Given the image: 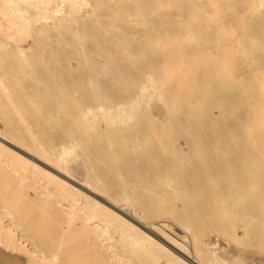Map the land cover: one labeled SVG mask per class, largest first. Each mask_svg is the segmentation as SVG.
Instances as JSON below:
<instances>
[{
	"label": "bare ground",
	"instance_id": "1",
	"mask_svg": "<svg viewBox=\"0 0 264 264\" xmlns=\"http://www.w3.org/2000/svg\"><path fill=\"white\" fill-rule=\"evenodd\" d=\"M208 19H212L208 27L231 34L224 39V44L239 46L234 57L238 63L246 65V74L248 71L255 78L264 79V0H0V93L6 97H44L48 105L55 106L53 113L67 116L72 122L91 120L96 122L97 127H102L105 121L97 111L104 105L115 107L114 114L123 110L128 119L129 104L139 96V79L141 76L145 79L151 71L144 67V64L149 60L152 67L148 63L147 65L154 69L158 63L160 68L165 67L161 65L163 59H166V62L168 59H193L197 52L187 51L185 46L189 41H200L198 35L204 32ZM159 39L170 40L176 46L174 56L166 58L163 53H156V41ZM161 41L159 43H162ZM57 42H60V47ZM200 44L203 45H199L195 50L206 51L212 47L210 44L205 48L204 41ZM224 44L222 45L226 46ZM165 61L162 64H165ZM172 64L173 62L170 65L173 66ZM236 65L240 66L237 63ZM240 67H237L240 71L235 73L234 77L241 73L243 66ZM249 67L253 70H248ZM12 82H18V85L10 86ZM203 84L200 82L201 87H204ZM214 85L212 89L216 90L207 91L212 96L211 104L214 105V100L217 102L220 119L214 120L209 114L215 106L209 108V112L206 108L205 112H202V107L197 105L204 116L197 110L203 117H199L201 120L185 119L188 127L182 128L183 130L185 127L183 141L166 143L164 137L158 136L165 141V144L162 143L164 152H157L145 143L147 138H144L149 133H144L143 138L139 137V132L144 129L143 121L142 124H137L131 134L115 135V132V137H105L103 145H97L92 151L95 155L94 163L95 159L105 162L113 174L104 184V191L84 187L85 191L106 201L126 219L138 224L139 230L133 223L117 216V213L101 207V204L90 206L86 202H79L72 197L66 185L48 177L45 180L35 177L27 173L24 167L9 163L0 153V177L11 178L17 175L15 182L11 184L14 198L8 202L15 206L20 205L19 197H22L21 193L24 192V187H27L25 180H29L30 183L27 182L37 188L40 195L45 196V199H41L43 203H35L41 213L51 214L56 221L59 217L65 218L68 229L72 228L71 223L74 220H77L75 223L81 222L84 232L81 229L80 237L74 240L81 243L83 234L91 237L89 239L95 241L90 242L93 250L95 249L92 253L104 264H264V175L258 174L252 167L248 150L242 153L244 150L239 147L241 140L234 142L237 138L248 141L257 139V132L263 127H252L255 132L251 136L244 134L243 131L251 128L244 125L251 121L252 112L248 114V118L245 117L246 112L243 118L241 112L244 110L240 108L242 102L239 106L228 99L226 101L227 95L223 96L224 103H220L221 95L216 99L214 91L220 90L221 87ZM145 88L144 86L143 89ZM247 88L248 95L250 90ZM192 99L196 100L195 96ZM208 101L209 99L207 104ZM93 109L97 113L92 115L93 118L87 119L84 115ZM155 113L157 112H153V115ZM137 118L139 119L140 115ZM131 121L133 124V120ZM122 122L118 121L123 124ZM170 123L172 124V121ZM65 124L70 125L67 122ZM160 124L163 128V123ZM108 135L110 136L109 133ZM171 135L169 133L167 137ZM78 136L79 134L75 135L76 140ZM149 136L152 139L149 144L161 140L158 137L153 140L151 133ZM180 136L179 140H182ZM260 138L262 141L263 134ZM95 139L99 141L98 138ZM84 140L87 143L88 140ZM110 150L113 151L112 155ZM42 162L44 163L43 160ZM35 193L37 194V191ZM212 199L226 206L221 210V215L228 222L226 221L224 227L219 225L223 227L220 231L202 230L199 229L200 225L195 223L198 218L202 219V216L207 219L210 216L214 222L208 220L213 225L217 224L213 218L214 213L211 214L213 208L205 206ZM8 202L6 201V204ZM140 213L150 221L168 215L180 223L181 228L170 226V232L160 225L161 222L145 224L137 217ZM1 215L10 216L12 212L0 204V218ZM14 219L11 226L15 227L21 220H24L23 223L28 220L21 216ZM207 219L205 220L208 222ZM198 222L201 224L200 220ZM29 224L30 222L23 224L26 229L24 227L20 232L19 239L16 238L17 234L4 232L2 226L4 230H0V264H84L80 263L82 260L78 262V257L79 254L82 257V254L90 251V243H84L89 249L81 246L84 251L79 247L80 243L77 245L71 239V243L65 245L68 240L65 242L66 236L63 237L65 233L62 232L60 240L63 237L64 241H61L65 243L59 242L61 249L56 248L58 246L46 239L47 236L49 239L56 236L40 231L42 228H29ZM30 225L34 227L33 224ZM9 226L8 223L7 227ZM209 226V229H213ZM156 230H160V233ZM172 231L175 239L169 236ZM77 232L71 231L72 235ZM71 233L68 231L67 237L69 235L74 238ZM19 240L31 245V253H28ZM74 244L79 247V251L74 249ZM14 256L17 261L13 260ZM92 260L94 261L93 257ZM91 261L88 264H91ZM92 264H95V261Z\"/></svg>",
	"mask_w": 264,
	"mask_h": 264
},
{
	"label": "rangeland",
	"instance_id": "2",
	"mask_svg": "<svg viewBox=\"0 0 264 264\" xmlns=\"http://www.w3.org/2000/svg\"><path fill=\"white\" fill-rule=\"evenodd\" d=\"M211 22H212V19H208L206 22L207 25L204 26V28H205L204 32H202L201 34L198 35V37L200 38V41L195 42V43L189 41L187 43V45L185 46V49L187 51H190V52L196 51L197 52V53L195 52L196 54H194V58L192 57L193 59H187V60H185V59H181V60H173V59L171 60L170 59L169 60L168 59L167 62L165 61L166 59L165 60L163 59V62L165 61V64H162L163 63L162 62L161 65L165 66V67L160 68L161 66L159 67V65H158L159 63L157 62L158 63L157 68H154V69L150 68L151 64H149V63H152V62H150L149 60L144 64L145 65L144 67L148 68V70H151V71H149L151 74L149 73V75H147L145 77V79L142 76H141V79H139V96L136 99V101L132 100L129 104L130 105L128 108L129 113L127 115L129 117L128 119L125 116L123 110L118 112V114H114L113 108H115V107H110V106L104 105L103 106L104 108L101 107L100 109H98L97 112L100 114L99 116L103 119V121H105L104 125L106 126L109 124L108 125L109 127L106 126V129L104 128L105 126L103 125V123H102V127L100 125H98V127H97V125H95L96 122L91 121V120H88L87 122L86 121H80V122L73 121L75 123L74 124L72 122V120H69L71 118L68 117L69 118L68 119L67 116L62 117L61 115H56L55 113H53L55 106H53L52 104L48 105L47 101L45 100L44 97L41 98V96H36V97L32 96V98H30L29 95L24 96L22 98L17 97V96L16 97H6L0 93V136H1V138H0V153L2 154V157L5 158L7 161H9V163H11V164H17V165L24 167L25 170L27 171V173H30L35 177L41 178L43 180H45L48 177L49 179H54V180L58 181L59 183L66 185V187L69 189L72 197L77 199L79 202H86L90 206H92L93 204H98V205L101 204L100 205L101 207H105L111 212L113 211L114 214L117 213L116 214L117 216H119L120 218L123 217V219L125 221H127L131 224L133 223L132 225H136V227H138L137 229L139 230L140 227L138 224L134 223L133 221H131L129 219H126V217L123 214L114 210L110 205H108V203H106V201L101 200L100 198L94 196L89 191H85L86 189H84V187H91L94 189L102 190V188H104L103 187L104 184L107 183L110 175L113 174L111 172V170H109L108 165H106L105 162H101V160L97 161V159H95L96 161L94 163L93 158H95V155L93 154L92 151L95 150V147L97 145L101 144V146H102L103 145L102 143L105 142V139L107 137H115V135H117V133L118 134H121V133L131 134L135 130V128L137 127V124L139 122H141L140 124H142V121L144 123V124H142L144 126L143 127L144 132L142 131L143 134L141 135L142 132L140 131L139 137L142 136V138H143V137H145L144 133H146V134L149 133V135L151 133V136H153V138L154 137L156 138L158 136H160L162 138L164 137L166 143L183 141L182 136L185 133L184 129H185V127H188L187 120L188 119L191 120L194 118L198 119L199 117L201 118L202 116L200 114H202L204 116V113H202V112H205V108L209 112V108L212 109V107L215 106V108H213L212 112L210 111L209 114L214 120L220 119L221 115L218 112L219 109L216 107L217 102H216V100H214L215 101V102H213L214 105L211 104L212 103V101H211L212 96L209 93L211 91V89L213 88V85L215 84V85H218L221 87V89H220V87H217V89L219 88L220 90L214 91L216 93V96H215L216 99H218L217 98L218 95L219 96L221 95L220 96L221 99H219L220 103H224L223 96L225 97L227 95L225 98L226 101L228 99V101L230 100L232 103H237V104H239V106H240V103L242 102L241 103L242 105L240 106V108L241 109L243 108V110L245 111V112L243 111L244 113L241 112L242 116H243V114L245 116L246 112H247V115L245 116V117H247L248 114L252 112L251 121L244 125V126L248 125V127H251V128L243 131L244 134L246 133L247 135L251 136V134H253L255 132V130H253L254 128H252V127H255L257 125H259L260 127H263L260 131L257 132L259 134V137L257 139H253V140L248 141L247 139L245 140L244 138H243L244 140H242V138L241 139L237 138V140L235 139L234 142L235 141L239 142V140H241L239 142L240 144L239 143L238 144L240 145L239 147L243 148L242 150H244V151H242V153H244L245 150L246 151L248 150V153H249L248 157L252 161V167L255 168V170H257L258 174L264 175V155H263L264 154V140H263L264 138L262 139V141L260 140L261 139L260 137L262 136V134L264 137V100H263L264 99V79H257V78H255V76L253 74L250 75V73L248 71H247L248 74H246V68L244 67L245 64L242 65L241 63H238V60L236 59V57H234L238 53L239 46L238 45L232 46V45L224 44V39L231 36V34H229L228 32L224 33L223 31H221L219 29L215 30V29H212L211 27H208V23H211ZM161 40H163V42ZM160 41L162 43H159ZM202 41H204V43H205V48H207L206 46H208L210 44L212 45V47L209 50L206 49V51L204 49L195 50V48H197V47H199V45H201L200 43H202ZM156 43H157L156 48H155L156 53H158V54L163 53V55H165L166 58L174 56L176 46L173 43H171L170 40L165 41V39H159L156 41ZM222 44H224L226 46H223ZM57 46L60 47V42H57ZM228 52H230L231 54ZM220 53L222 56L220 55ZM169 54H172V55H169ZM171 62H173V64H174V65L172 64L173 66L170 65ZM147 63L150 66L147 65ZM168 63H170V64H168ZM236 63L239 64L241 67L243 66L244 69H243V67L241 68L240 66L236 65ZM233 65H235V66H233ZM155 66H156V64H155ZM237 67H240L242 69L241 70L242 74L240 73L238 75V77H236V75L234 77L233 75L235 73L238 74V72L240 71L237 69ZM249 68H251V67H249ZM249 68H248V70H253V68H251V69H249ZM159 70H161V71H159ZM225 70H226V72H228V74H226ZM152 73H154V74H152ZM206 73L207 74L209 73V74L206 75ZM229 73H230V76L227 77V75H229ZM244 73L246 76L243 75ZM203 75H204L205 79H203L204 78ZM242 75H243V77H242ZM139 77H140V75H139ZM200 78H202V79H200ZM197 80H199L202 84L204 83L203 84L204 87H201L202 85H200V82ZM205 80H208L209 82H206ZM140 82L142 84H140ZM193 82L195 84H193ZM9 85L10 86L11 85L16 86V85H18V82H12ZM144 86L146 87L145 90L143 89ZM198 86H200V87H198ZM247 87H249V90H250L248 92V95H247V91H248ZM214 89H212V90H214ZM196 90H199V91L197 92ZM202 90H204V91H202ZM207 90H209V92ZM226 92L227 93L229 92V93L226 94ZM165 94H167V95H165ZM208 94H209V96H208ZM228 95H230V96H228ZM260 95H261V97H260ZM194 96H195L196 100L192 99V97L194 98ZM254 96H258L259 98L255 99ZM228 97H230V98H228ZM28 98H30V99H28ZM198 98L200 99V101ZM208 99H209V101H208L209 103L207 104L206 101ZM29 101H31L32 103L31 102L29 103ZM198 101L202 102V103H199ZM27 104H29V105L27 106ZM38 104L41 105V107L44 110L41 109V107ZM161 105H162V107L160 108ZM197 105L200 106L199 108L202 107L203 111L201 109L198 110ZM239 106L237 105V107H239ZM39 107H40V109H39ZM149 107H150V109H149ZM240 108H239V110H240ZM148 109L150 110L149 112L147 111ZM155 109H158V110L155 111ZM195 109H196V111H195ZM262 109H263V111H262ZM190 110H192V112ZM197 110L199 111L200 114L198 113ZM179 111H180V113H179ZM95 112L93 109V110H91V112L85 114L84 116H86L87 119H91V118H93L92 115H94ZM153 112H157V113H155V115H153ZM217 112L219 114L218 115L219 118H217L218 117ZM137 113H139V114H137ZM182 114L184 116L187 114L188 116L186 115L184 117ZM197 114H198V116H197ZM134 115L135 116L137 115V117L140 115L139 119H141V118H143V119L140 121ZM141 115L143 117H141ZM145 115H146V117H145ZM170 115H171V117H170ZM244 116H243V118H245ZM251 116L249 115V118H251ZM258 116H259V118H258ZM177 117H178V119L176 120ZM181 117H183V118L181 119ZM135 118H137V119H135ZM169 118H170V120H169ZM186 118H187V120H185ZM200 118L198 120H201ZM54 119H56L57 121H55ZM63 119H65L66 120L65 122H67V124L69 123L70 125L67 126ZM150 119H151V121L149 122L148 120H150ZM180 119H181V121H180ZM68 120H69V122H68ZM107 120H109V121H107ZM119 120L123 121L122 122L123 124L118 123ZM131 120H133V124H132ZM144 120L146 122H144ZM156 120H157V122H156ZM182 120L185 122V124L182 122ZM256 120H258V121H256ZM61 121H63V122H61ZM169 121L170 122L172 121V124ZM109 122H111V123H109ZM158 122H159V124H158ZM181 122L183 124L179 126V124ZM106 123H108V124H106ZM160 123H163V128H162V125ZM170 124H171V126H170ZM175 124L176 125L178 124V125L176 126ZM153 126H155V127H153ZM174 126H176V127L174 128ZM183 126H185V127L182 130ZM63 127H65V129H63ZM99 127H101V128H99ZM168 127H170V128H168ZM148 128L149 129L152 128L154 130H152V129L149 130ZM165 128L166 129L168 128V129L165 130ZM147 130H148V132H147ZM173 131H174V133H173ZM115 132H116V134H115ZM108 133L110 134V136L108 135ZM169 133H170V135L171 134L172 135L167 137V135H169ZM76 134H79V136H78L79 140L77 139L78 141L76 140L77 137H75ZM113 134H115V135L113 136ZM149 135L147 134V136L144 138V140L147 138L145 140L146 141L145 143H147L148 145L153 147V149L157 152H160V153L164 152L163 151L164 149L162 146V143L165 144L164 139L162 140L161 138L158 137L163 142L161 140L157 139L158 140V141L156 140L157 143L155 141H153L152 144H149V143H151V140H152V139H150L151 137ZM80 136H82V137H80ZM179 136L181 137L182 140H179L180 139ZM177 137H178V139L176 140ZM93 138H94V140H92ZM95 138H98L100 143H99V141L97 142V140ZM148 138L150 139L149 140L150 142L148 141ZM155 138L153 140H155ZM84 139L88 140V141H86L87 143H85ZM101 139H103V140L101 141ZM80 140L82 143H80ZM82 140H84V141H82ZM89 140H91V141H89ZM77 142H78V144H77ZM12 144H14V145L11 146ZM157 144H159V145H157ZM89 145L90 146L92 145L91 148ZM116 145H117V143H116ZM89 150H90V153H89ZM112 153H113V151H111L110 154L112 155ZM29 156H31V157H29ZM37 157H38V159H37ZM42 160L44 161V163L42 162ZM88 160H89V162H88ZM103 160L104 159H102V161ZM47 164H48V166H46ZM51 167H53L54 169L56 168L57 172H56V169L54 171V169ZM94 169H95V171H94ZM58 171H60V173ZM98 173L100 174V176ZM13 176L11 177L12 179L10 177H7V176L0 177V204L7 207L8 210L12 212V215H10V216L1 215L0 230L4 228L5 229L4 232L7 231V234H12V235L17 234L16 238L19 239L20 232L24 229L26 223L30 222V224H33L34 227L29 224V225H27V226H29V228H34L36 230L39 228H42V229H40V231L50 232L52 235L56 236V238L54 237L56 242L54 241V239H51V238L49 239L48 236L46 237V239H48V241L50 240L51 242H53V244L55 246H58L56 248H60V249H61V247H59V246H61V244L59 242L63 243L61 240L64 241L63 237H65V236L67 237L66 233H68V231L70 233H71V231H72V233H74V232H77L78 230H80L78 237H76L78 232L76 233V235L75 234L72 235V233H71V235L74 238L70 237L69 235H68L67 239L65 237V242H66V240H68V242H66L65 245H68V243H71L70 239L72 240V242L74 241V243H75L76 242L75 240L80 237V234L83 231V229L81 228V226H82L81 222L75 223V221H77V220H74L71 223L72 228L68 229L67 224L65 223V222H67V220H65V218L59 217L60 218V219L58 218L59 221L58 220L56 221L52 218L51 214H43L44 213L43 211H42L43 213H41V211H40L41 209L39 210V208L36 206L37 204H35V203H38V201L42 202L41 199H43V198L45 199V196L40 195L38 193L39 192L38 189L37 188L35 189V187H33L32 185L29 184L30 183L29 180H25V182H26L25 186H27V187H24V192L21 193L22 197L21 196H20L21 198L19 197V199L21 200L20 205L15 206V205L10 204L8 202L14 198L13 188H12L11 184L13 182H15V178L17 177V175H13ZM63 176H64V178L66 176L67 177L64 179ZM71 179H73V181ZM126 180H128V178H126ZM27 183L29 185H27ZM32 188H34V190ZM30 190H31V192H30ZM28 191H29V194H28ZM35 191H37V194L35 193ZM102 191H104V190H102ZM105 191H107V190L105 189ZM7 192H9V193H7ZM107 197H109V196H107ZM213 198H214V196H213ZM214 200L215 199L209 200L208 202L210 204L207 202V204L205 206H210L209 208H213V212H211V214L214 213L213 218L216 219L215 221L218 224V225L217 224H214V225L219 229L214 227V225L211 223L212 221L214 222V220L211 221L212 218L210 216L208 217V219L211 222L204 216L201 217L202 219L198 218V221L200 220L202 225L198 221H195L197 219L193 220V221H195V223L197 225L198 224L200 225L199 229L201 228L202 230H206V231L207 230H212V231L219 230L220 231V230H222L221 228H223L227 224L226 223L227 219L221 215V214H223L221 212V210L224 207H226L225 204L223 205L222 202H217L216 200L215 201ZM2 201L3 202L5 201V202L3 203ZM6 201L8 202V204H6ZM102 201H103V203H102ZM22 202H23V204H22ZM44 202H47V201H44ZM32 204L33 205L35 204L34 207ZM28 208H29V210H28ZM19 209H21V210H19ZM2 211H4V210H2ZM13 213H15L14 216H13ZM33 213H34V215H33ZM120 214H121V216H120ZM217 214L218 215L220 214V215L218 216ZM16 216L18 218H19V216L24 217V218L26 217L28 220L26 219L27 221H25V223H23L24 220H21L19 225H17V227H15L14 225L11 226V222H13L15 220L14 217L17 218ZM30 216L32 218H30ZM40 216L42 219L40 218ZM167 216L168 215L163 216L162 217L163 220H162L161 216H159L157 218L159 220H157L155 218L154 220L150 221L147 218H145L144 216H142L141 213H140V215L137 214V217L140 218L143 223L145 222V224H152L154 222H156V223L161 222L162 224L160 223V225L165 226V228H167V230L169 229L170 232L172 229V227H170V226H175V227L178 226V228H181V227H179V225L181 226L180 223L178 224V222L175 219H173L172 217H169V216L167 217ZM215 216H217L218 218L217 217L215 218ZM68 217L71 218L70 216H68ZM164 217H166V218H164ZM204 218L207 219L208 222ZM62 219L65 221H62ZM202 220H205L206 222L202 221ZM166 221L168 223H165ZM35 222H37L38 225ZM176 222L178 225L175 224ZM8 223L10 224L9 227H7ZM207 223H208V225H207ZM23 224H25V225H23ZM169 224H172V225H169ZM173 224H175V225H173ZM209 224H210V226H209ZM220 224L223 227L222 226L219 227ZM2 226H3V228H2ZM208 226L210 228L213 227V229H209ZM53 228H54V230H53ZM25 229H26V227H25ZM81 229H82V231H81ZM156 231H157V233H160L159 232L160 230L159 231L156 230ZM62 232H64L66 235L63 234ZM62 234H63V237L60 240ZM83 235L85 237V238L83 237L81 240L83 242V243L81 242L83 245H81V243L79 241L76 242L77 245H79V243H80L79 247L83 246L85 248L86 244H89L90 242L91 243L95 242L93 239H92L93 241H91L89 239L91 237H88L87 234H83ZM86 235H87V237H86ZM173 235H174V232L172 231V233L169 236L172 237L173 239H175L173 237ZM88 240H90V241H88ZM19 242L22 244V246L25 247V249L28 251V253H31L32 247H31V245H29V243H27L23 240H19ZM84 243H86V244L84 245ZM91 243H90V251L89 250H88L89 252L85 251L88 254L95 252L94 251L95 249L93 250V248L91 247L92 246ZM72 245H73V243H72ZM77 245L74 244V249L76 251H79V249H78L79 247H77ZM83 247H81V249H83V251H84ZM86 247H87V249H89L88 246H86ZM86 253L82 254V257L79 254L78 262H80L79 260H82L80 263L83 262L84 264H88L92 260V257L94 258L95 264H100L102 262L101 260L99 262L98 258L95 257V255H93V253H92L93 256L91 254L89 256H86V255H88ZM31 255H33V254H31ZM88 257L89 258L91 257V258L89 259ZM13 260L17 261V258H15V256H14ZM92 261H91V264L94 263V261L93 262ZM51 264H52V262H51ZM53 264H57V263L54 262ZM101 264H104V263H101Z\"/></svg>",
	"mask_w": 264,
	"mask_h": 264
}]
</instances>
